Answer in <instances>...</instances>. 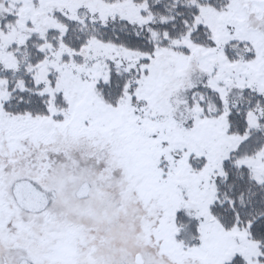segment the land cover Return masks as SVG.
Masks as SVG:
<instances>
[{"label":"snow or ice","instance_id":"obj_1","mask_svg":"<svg viewBox=\"0 0 264 264\" xmlns=\"http://www.w3.org/2000/svg\"><path fill=\"white\" fill-rule=\"evenodd\" d=\"M0 264H264V0H0Z\"/></svg>","mask_w":264,"mask_h":264}]
</instances>
